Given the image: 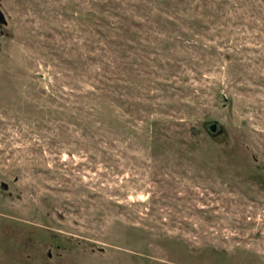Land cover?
<instances>
[{
  "label": "rangeland",
  "instance_id": "obj_1",
  "mask_svg": "<svg viewBox=\"0 0 264 264\" xmlns=\"http://www.w3.org/2000/svg\"><path fill=\"white\" fill-rule=\"evenodd\" d=\"M0 10V264H264V0Z\"/></svg>",
  "mask_w": 264,
  "mask_h": 264
},
{
  "label": "water",
  "instance_id": "obj_2",
  "mask_svg": "<svg viewBox=\"0 0 264 264\" xmlns=\"http://www.w3.org/2000/svg\"><path fill=\"white\" fill-rule=\"evenodd\" d=\"M0 24L1 25H7L6 18L3 14V12L0 10ZM219 129V131H218ZM209 131L213 134V136H221L224 134V129L220 126L218 122H212L209 126ZM7 187V186H5Z\"/></svg>",
  "mask_w": 264,
  "mask_h": 264
},
{
  "label": "trees",
  "instance_id": "obj_3",
  "mask_svg": "<svg viewBox=\"0 0 264 264\" xmlns=\"http://www.w3.org/2000/svg\"><path fill=\"white\" fill-rule=\"evenodd\" d=\"M105 20H108L107 18H104L103 21L106 22ZM108 23H112V21L108 20Z\"/></svg>",
  "mask_w": 264,
  "mask_h": 264
}]
</instances>
